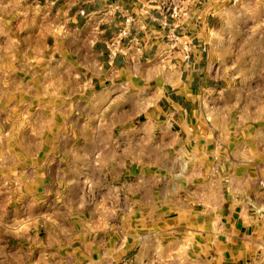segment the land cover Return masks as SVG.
<instances>
[{
  "label": "rangeland",
  "instance_id": "374dc122",
  "mask_svg": "<svg viewBox=\"0 0 264 264\" xmlns=\"http://www.w3.org/2000/svg\"><path fill=\"white\" fill-rule=\"evenodd\" d=\"M254 2L263 19L264 0ZM49 16L31 0H0V264H188V240L155 232L157 202L147 197L228 192L231 155L212 151L237 131L241 112H257L242 111L240 81L264 84V55L240 57V11L230 31L239 39L216 43L213 55L228 87L192 111L196 139L190 128L179 135L149 121L154 90L139 108L134 99L143 112L131 122L83 105L48 51Z\"/></svg>",
  "mask_w": 264,
  "mask_h": 264
},
{
  "label": "crops",
  "instance_id": "0c3cea01",
  "mask_svg": "<svg viewBox=\"0 0 264 264\" xmlns=\"http://www.w3.org/2000/svg\"><path fill=\"white\" fill-rule=\"evenodd\" d=\"M31 1L50 12L48 51L59 63L60 73L68 77L70 89L83 98V105L92 106L101 116L121 111L131 122L133 113L143 112L138 109L142 94L154 90L157 101L149 121L177 126L174 133L179 135L190 128L188 136L194 139L196 130L191 128H196L198 119L192 111L228 87L214 76L218 65L213 55L216 43L238 38L239 34L230 32L235 11H240V57L264 55L260 49L264 18L254 0L189 1L187 15L175 22L177 31L188 35L193 44L186 61L165 42L169 19L145 0ZM251 6L257 14L249 18L246 13ZM125 16L130 18L127 33L110 56L107 42L124 26ZM246 19L252 20L248 30L252 50L245 48L250 39L245 37ZM135 98L138 108L133 111ZM240 106L242 111L256 107L257 112H241L237 131L223 136V145L212 151L231 155L226 165L230 169L228 192L147 197L157 202L152 207L158 219L155 232L188 240L182 249L188 264H264V192L257 185L264 171V84L240 81ZM189 150L196 152L197 145H190ZM196 202L203 204L196 206Z\"/></svg>",
  "mask_w": 264,
  "mask_h": 264
},
{
  "label": "built area",
  "instance_id": "2783aa9c",
  "mask_svg": "<svg viewBox=\"0 0 264 264\" xmlns=\"http://www.w3.org/2000/svg\"><path fill=\"white\" fill-rule=\"evenodd\" d=\"M191 0H145L147 4L154 5L159 11L161 16L170 21L169 29L164 33V39L169 49L176 50L179 52L183 60L189 58L190 51L193 47L191 39L188 35L181 31H177L176 21L181 16L187 15L188 2ZM197 18V17H196ZM124 26L121 27L116 35L110 38L107 42L108 53L113 55L117 52V43L119 38L126 35L125 25L130 22V18L125 16L123 19ZM203 49V46H200Z\"/></svg>",
  "mask_w": 264,
  "mask_h": 264
}]
</instances>
